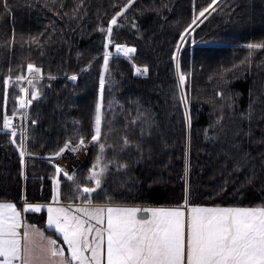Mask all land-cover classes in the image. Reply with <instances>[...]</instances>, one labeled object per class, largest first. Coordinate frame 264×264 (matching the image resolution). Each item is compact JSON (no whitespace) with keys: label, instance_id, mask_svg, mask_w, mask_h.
Listing matches in <instances>:
<instances>
[{"label":"trees","instance_id":"trees-1","mask_svg":"<svg viewBox=\"0 0 264 264\" xmlns=\"http://www.w3.org/2000/svg\"><path fill=\"white\" fill-rule=\"evenodd\" d=\"M125 2L7 0L10 10H6L4 0H0V129L3 115H12V110L18 108L15 97L23 95L20 87L33 90L26 81L16 84L15 77H27L28 63L41 67L44 77L34 89L40 95L26 109L29 119H22L23 127L28 129L27 151L31 154H26L23 166L19 150L9 142L10 134L0 130V199L51 200L55 167L43 157L57 151L77 129L86 141L90 140L106 35L98 29L106 28ZM210 2L195 0L193 5V0H135L126 10L127 19L118 17L120 27H113L115 43L136 49L129 59L116 54L114 45L109 47L114 54L110 58L111 77L118 83L111 92L106 85L104 92L105 106L113 102L111 109L105 107V115L113 119L115 113L113 134L107 137V143L116 144L117 148L107 149L105 156L128 166L118 170L115 163L109 164L103 178L102 187L115 203L181 205L187 181L190 204L264 205V50H255L249 62L246 48L248 43L264 42V0H219L217 10L198 27L193 26L195 31L177 53L181 71L186 74L185 83L180 85L173 59L176 43L191 22L194 8L199 12ZM133 20L139 30L131 27ZM33 36L39 38V44L30 42L29 37ZM135 66H147L148 70L135 74ZM84 68L88 70L81 72ZM74 73L78 77L75 82L68 79ZM49 75L55 79H48ZM9 76L5 100L3 80ZM181 91L188 96L190 128L179 99ZM136 102L140 111L147 110V116L154 121L143 137L140 124H131L137 115ZM250 104L249 121L241 114L248 113ZM221 115V124H215ZM73 121H78V125ZM205 129L209 137L216 138L206 139ZM237 129L243 131L236 139L253 158L239 171L222 152L229 149L235 155L229 142ZM249 130L250 135L246 136ZM124 135L134 144L121 152L120 137ZM15 139L18 144L19 133ZM135 143L144 150L143 159L136 158ZM87 147L88 162L76 173L81 183L98 152V146ZM253 164L256 178L248 183L246 177L252 175ZM59 178L60 199L69 201L72 184L63 174ZM89 198L94 203L104 200L103 194L93 193ZM72 202H81V198ZM24 216L46 229L44 210L25 212Z\"/></svg>","mask_w":264,"mask_h":264},{"label":"snow or ice","instance_id":"snow-or-ice-1","mask_svg":"<svg viewBox=\"0 0 264 264\" xmlns=\"http://www.w3.org/2000/svg\"><path fill=\"white\" fill-rule=\"evenodd\" d=\"M83 0H81V3ZM135 0H126L119 10L111 16L107 27H100L101 33H106L103 43V64L98 77V95L94 102V114L91 122L90 140L75 130L71 137L67 138L63 146L51 154L52 157H60L66 150L77 152L86 149L88 144L98 146L97 155L94 157L91 168L83 183L66 168L55 165V175L52 176L51 202L47 204L31 203L26 198L23 200V209L18 210L13 202H0V264H264V205L255 207H221L190 204L188 185L185 182V196L183 203L174 207H150L140 208L115 203L108 190L102 187L103 178L108 171V165L115 163L117 169L127 168L126 164H120L115 160L107 159L105 152L111 148L115 150L116 144L107 143V137L113 134V119L105 115V107L111 109L113 102L104 104V92L106 85L111 92L117 81L111 77L110 58L113 52L109 51L110 45H114L115 53L122 54L131 59V54L136 51L127 44L115 43L112 39L113 27H120L118 17L125 20L126 10L134 5ZM195 5V0H193ZM166 7V5H162ZM216 6V7H214ZM4 7L10 10L7 0ZM79 7V6H78ZM217 0H211L206 7L199 12L193 11L191 22L183 29L176 43V52L173 59L176 60V71L179 83L183 85L186 74L181 71V65L177 57L182 43L195 31V26L203 23L217 10ZM222 10V9H221ZM158 11V10H157ZM75 13V10H74ZM132 28L138 29L135 20ZM40 35H43L42 33ZM30 42L39 44L37 36L29 37ZM195 42V41H193ZM248 60L251 62L255 50H264V42L248 43ZM91 62H89L90 67ZM88 68L81 69V72ZM137 73H146L147 66L143 69L136 67ZM29 76L18 75L15 83L26 81L33 90L20 87L23 95H18L15 100L18 108L12 110V115L4 114L2 117V131L10 134V143L16 145L19 150L20 163L23 166L25 156L31 155L27 151L28 129L21 126L19 129L13 125V119L19 112L22 119H29L26 109L40 93L35 89L36 84L44 77L42 68L33 63L27 64ZM227 71V70H225ZM11 76L3 80L5 100L7 99V86ZM48 79H55L49 75ZM75 82L77 74L68 77ZM218 95H220L218 93ZM29 96L31 98H29ZM180 101L184 104V118L190 128L191 117L188 109V96L181 91ZM116 103H119L116 101ZM137 104V115L132 117L131 124H140L141 136L145 129H150L154 121L147 116V110L140 111ZM123 111V109H122ZM250 121L252 118V106L249 105L247 114H241ZM223 116L217 117L215 124H221ZM33 124L36 121H32ZM78 125V121H73ZM215 125H209L210 128ZM128 124H125V129ZM19 131L20 142L16 137ZM242 129L233 132V140L230 148L235 149L233 155L229 149H223V155L228 162H232L235 171L247 166L253 159L250 152L236 139ZM150 134V133H149ZM206 139H215L208 136V129L204 130ZM245 135H250V130ZM75 140V142H74ZM134 144L127 135L120 137L119 151L123 152ZM190 146V136H189ZM137 159H143L141 145L135 143ZM150 151V150H149ZM264 156V153H261ZM187 148L185 151V176L188 172ZM51 160V157L49 158ZM261 170H264V160L261 161ZM252 175L246 177L250 183L256 178L255 165H252ZM23 175V171L21 173ZM72 184V195L67 204L61 203V179L60 175ZM91 184L92 186H89ZM100 192H97V190ZM103 194V202L94 203L91 195ZM81 198L80 204H73L72 200ZM47 208V227L54 229L62 237L63 245L67 246L70 256H65L64 247L57 239L46 236L44 231L34 224L26 223L22 217V211L31 210L35 213ZM148 213L141 217L138 213ZM22 229V231H21Z\"/></svg>","mask_w":264,"mask_h":264},{"label":"crops","instance_id":"crops-1","mask_svg":"<svg viewBox=\"0 0 264 264\" xmlns=\"http://www.w3.org/2000/svg\"><path fill=\"white\" fill-rule=\"evenodd\" d=\"M137 67H141V66H137ZM135 68H136V66H135ZM142 68H143V67H142ZM23 200H24V197L21 198V199L19 200V202H15V201H13V200H7V199H0V202H13V203L16 204L18 210H22V209H23ZM28 202H29V201H28ZM50 202H51V200H49V201H43V202H31V203H42V204H47V203H50ZM68 202H69V201H61L62 204H67ZM19 203H20V204H19ZM72 203L75 205V204H80L81 202H72ZM95 203H96V202H95ZM123 205H125V204H123ZM127 206H136V207H140V208H150V207H174V206H169V205H131V204H130V205H127ZM221 207H223V206H221ZM41 210H44V211H45V226H46V229H44V228L38 226L37 224H35V223H33V222H31V221H29V220H27V219L25 218V216H24L25 212L34 213V212L31 211V210H28V211H22V217H23V219H24V221H25L26 223L34 224V225H36L38 228H40L42 231H44V233H45L46 236H50V237H52L53 239H57L58 243L61 244V245L64 247L65 256H66V257L70 256V253H69L68 250H67V246H66V245H63L62 237L59 236V234L56 233L54 229H49V228L47 227V208L45 207V208H42ZM138 215L141 216V217L143 218V217H146L147 215H150V214L141 212V213H138ZM21 231H22V229H21Z\"/></svg>","mask_w":264,"mask_h":264},{"label":"built area","instance_id":"built-area-1","mask_svg":"<svg viewBox=\"0 0 264 264\" xmlns=\"http://www.w3.org/2000/svg\"><path fill=\"white\" fill-rule=\"evenodd\" d=\"M13 125L18 129L22 126L21 116L16 115L14 117ZM84 156L85 154L80 151L71 152L69 150H66L60 157H52L50 155L43 157V159L52 164L54 167L56 164H59L61 167L66 168L70 174H72L73 172L76 174L84 165ZM50 157L51 160L49 159Z\"/></svg>","mask_w":264,"mask_h":264},{"label":"rangeland","instance_id":"rangeland-1","mask_svg":"<svg viewBox=\"0 0 264 264\" xmlns=\"http://www.w3.org/2000/svg\"><path fill=\"white\" fill-rule=\"evenodd\" d=\"M219 0H217V2H218ZM136 69V68H135ZM135 74H141V73H137L136 72V70H135ZM27 76H29V73H28V75ZM89 147H87L86 149H81L80 150V152H82V153H84L85 154V156H84V165L82 166V168L87 164V162H88V154H89ZM81 168V169H82Z\"/></svg>","mask_w":264,"mask_h":264},{"label":"bare ground","instance_id":"bare-ground-1","mask_svg":"<svg viewBox=\"0 0 264 264\" xmlns=\"http://www.w3.org/2000/svg\"><path fill=\"white\" fill-rule=\"evenodd\" d=\"M136 67H137V66H136ZM142 67H143V66H141L140 68L143 69ZM143 74H144V73H143Z\"/></svg>","mask_w":264,"mask_h":264}]
</instances>
